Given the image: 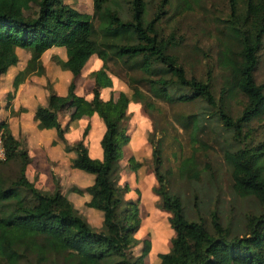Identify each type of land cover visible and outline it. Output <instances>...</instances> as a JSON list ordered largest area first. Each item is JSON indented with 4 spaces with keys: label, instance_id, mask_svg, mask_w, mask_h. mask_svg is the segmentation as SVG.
Instances as JSON below:
<instances>
[{
    "label": "trees",
    "instance_id": "trees-1",
    "mask_svg": "<svg viewBox=\"0 0 264 264\" xmlns=\"http://www.w3.org/2000/svg\"><path fill=\"white\" fill-rule=\"evenodd\" d=\"M13 1L17 0H0V75L18 61L16 48L27 51L25 66L12 80L15 89L28 75L43 73L40 56L45 50L64 48L65 60L54 62L72 74L66 94L56 95L46 83V104L35 108L33 118L38 129L53 128L64 151L74 153L72 168L93 175L90 185L82 189L71 186L69 190L87 193L89 200L84 205L99 212L101 221L93 227L78 213L61 193L55 176L52 191L37 188L28 180L25 170L30 158L25 142L14 137L7 122L0 120V264H147L150 240L134 236L140 228L139 198L125 199L128 186L118 183L121 148L129 141L123 126L129 117L127 104L139 102L149 112L156 110L153 99L167 103L202 101L206 113L190 114L178 123L188 131L193 148L202 142L197 138L200 118L213 115L224 130L237 134L258 119L264 113V81L257 84L253 72L264 35V0L227 1L229 12L219 31L216 57L222 73L216 101L209 79L185 75L173 53V33L162 35L161 21L170 0H158L152 11L151 0H91V13L65 0H38L37 13L29 19L11 12ZM122 4L127 7L126 18L121 15ZM92 55L101 61V67L89 73L95 87L91 99L85 100L74 94V79ZM110 61L125 69L130 93L119 91L115 99L104 101L98 87L111 86ZM237 96L244 102L240 114L232 117L228 103ZM11 97L8 92L6 100ZM70 104L69 121L95 113L103 122L100 160L91 159L83 143L88 126L79 141L66 144L63 134L67 127L59 125L57 116ZM147 142L157 183L154 192L160 209L170 214L167 221L173 233L168 250L158 253L153 264H264V147L246 145L222 152L233 194L253 198L260 206L257 213L245 217L244 230L236 232L232 222L221 220L215 210L209 213L208 223L185 217L179 197L168 192L159 171L161 140ZM127 161L133 171L141 165L132 156ZM9 164L15 167L11 179L3 173ZM177 170L190 179L203 173L193 154L181 158Z\"/></svg>",
    "mask_w": 264,
    "mask_h": 264
},
{
    "label": "rangeland",
    "instance_id": "rangeland-1",
    "mask_svg": "<svg viewBox=\"0 0 264 264\" xmlns=\"http://www.w3.org/2000/svg\"><path fill=\"white\" fill-rule=\"evenodd\" d=\"M228 0H170L166 6L161 26L162 35L167 37L173 33L175 48L173 53L182 65L186 76L206 80L211 84V91L216 101L222 82V73L216 63L217 52L220 48L221 35L219 31L225 24L228 15ZM38 0H17L12 2L11 12L24 19L32 18L37 13ZM66 3L78 7L81 11L91 13V0H65ZM158 0L150 1V11ZM122 3V2H121ZM127 7L122 4L121 15L127 17ZM257 65L253 72L254 81L261 84L264 81V35L257 52ZM94 59V58H92ZM108 72L112 76V92L123 90L129 94L130 90L125 81V69L119 62H108ZM137 75V73H133ZM94 82V81H93ZM95 84V82H94ZM95 86V85H93ZM94 88V87H93ZM144 90L143 88H140ZM183 92V91H182ZM243 98L237 96L228 103L232 117L240 114ZM132 116L123 123L126 134L131 137L132 145L136 139H143L147 149L152 143L161 140V165L159 171L165 179V186L169 193L179 197L183 212L188 220L201 218L208 223L209 213L217 211L221 220H230L236 232L244 230L245 217L259 211V204L253 198H240L233 194L229 169L222 158L225 149H235L241 146H251L257 149L264 147V113L243 127L237 134L224 130L221 123L212 115L200 118V130L197 138L202 141L194 148L189 143V133L179 126L184 118L190 114L206 113L202 101L189 103L176 101L167 103L153 99L156 110L145 111L141 103L134 102ZM213 111V109H208ZM24 142L22 136H17ZM76 142V141H75ZM75 142L71 143L73 145ZM148 152V151H147ZM123 153H127L124 152ZM193 154L202 172L198 178L190 179L178 173L179 160ZM118 161V183L128 186L125 199L139 198L140 228L135 238H148L153 245L157 260L158 252L167 250L170 246L172 230L168 224L170 214L159 207V198L154 189L157 186L153 175V162L150 156L142 158L140 167L133 171L128 166V158ZM6 177L13 178L15 167L9 164L3 171ZM30 175V174H29ZM138 191V196L135 191ZM160 243V245H158ZM139 245L132 250L137 253ZM151 264L150 256L145 259ZM51 264V263H50Z\"/></svg>",
    "mask_w": 264,
    "mask_h": 264
},
{
    "label": "crops",
    "instance_id": "crops-1",
    "mask_svg": "<svg viewBox=\"0 0 264 264\" xmlns=\"http://www.w3.org/2000/svg\"><path fill=\"white\" fill-rule=\"evenodd\" d=\"M74 8L80 10L78 7ZM18 61L15 65L10 66L5 73L0 75V120H5L8 124L11 134L17 138L22 136L25 142L27 154L30 158L25 175L29 181H32L35 187L42 190L52 191L54 188L52 176L58 180L60 191L71 202L73 207L85 217V219L93 226L98 227L101 221L99 212L85 207V203L89 200V195L85 192L77 194L69 190V187L84 188L91 184L93 175L85 173L79 169L72 168L71 159L74 157L72 151L65 152L64 145L58 140L56 131L50 129H38L37 121L33 118V112L38 105L46 104L47 90L46 83H49L54 93L58 96L66 94L67 86L72 80V74L67 70H62L55 62V59L65 60V52L63 47H51L45 50L40 56V62L43 67L41 75L30 74L18 86L12 88V80L14 76L23 69L29 54L20 48L15 49ZM94 58V59H92ZM101 67V61L92 55L85 62L80 73L75 77L74 94L85 100L92 97V89L94 80L89 76L90 72L96 71ZM111 86L113 85L112 76H110ZM110 87H98L99 96L102 100L109 97L116 98L117 92ZM11 93L12 97L6 100V94ZM135 103L130 101L127 104V112L132 116V109ZM73 110L70 104L61 111L57 120L61 127H67L63 137L67 145L77 142L82 138L83 130L88 126L83 143L87 150V154L91 159L100 160L102 151L100 147V138L104 132V124L101 119L93 113L90 116H82L76 120L69 121V114ZM127 152L126 154L123 153ZM148 151V152H147ZM150 151L143 139H136L132 145V139L126 145L122 146L121 154L124 159L130 155L135 160H141L150 156ZM121 160V159H120ZM30 174V175H29ZM160 245V243L158 244ZM161 247V245L159 246ZM168 250V249H167ZM167 250H164L163 253ZM154 254L153 245L147 253L145 259L150 256L151 264L156 260L151 257Z\"/></svg>",
    "mask_w": 264,
    "mask_h": 264
},
{
    "label": "built area",
    "instance_id": "built-area-1",
    "mask_svg": "<svg viewBox=\"0 0 264 264\" xmlns=\"http://www.w3.org/2000/svg\"><path fill=\"white\" fill-rule=\"evenodd\" d=\"M2 158H3V150H2V147L0 145V159H2Z\"/></svg>",
    "mask_w": 264,
    "mask_h": 264
}]
</instances>
